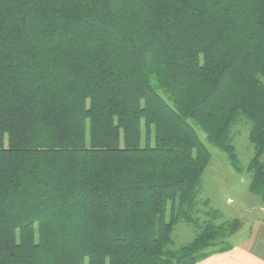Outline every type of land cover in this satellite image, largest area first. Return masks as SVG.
Segmentation results:
<instances>
[{"label": "trees", "instance_id": "trees-1", "mask_svg": "<svg viewBox=\"0 0 264 264\" xmlns=\"http://www.w3.org/2000/svg\"><path fill=\"white\" fill-rule=\"evenodd\" d=\"M241 118L264 200V0H0V264L231 250L237 220L199 208L196 128L242 172Z\"/></svg>", "mask_w": 264, "mask_h": 264}, {"label": "rangeland", "instance_id": "rangeland-1", "mask_svg": "<svg viewBox=\"0 0 264 264\" xmlns=\"http://www.w3.org/2000/svg\"><path fill=\"white\" fill-rule=\"evenodd\" d=\"M196 129L212 154L211 162L202 177L199 208L205 211L207 206L204 203L208 201L211 207L221 213L218 223L237 220L238 228L230 237L236 244L248 237L257 225L264 228V200L249 190L251 174L247 172V166L254 155V147L249 141V125L245 118H241L231 132L242 172L233 168L227 153L211 145L205 133L198 127ZM195 235L192 225L180 222L172 237L176 247H179L189 243Z\"/></svg>", "mask_w": 264, "mask_h": 264}, {"label": "crops", "instance_id": "crops-1", "mask_svg": "<svg viewBox=\"0 0 264 264\" xmlns=\"http://www.w3.org/2000/svg\"><path fill=\"white\" fill-rule=\"evenodd\" d=\"M196 264H264V228L257 225L231 250L212 254Z\"/></svg>", "mask_w": 264, "mask_h": 264}]
</instances>
